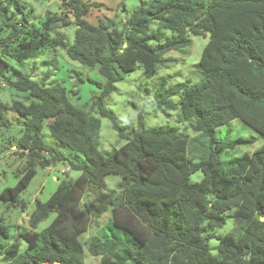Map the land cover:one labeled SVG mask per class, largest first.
Segmentation results:
<instances>
[{
  "label": "trees",
  "instance_id": "trees-1",
  "mask_svg": "<svg viewBox=\"0 0 264 264\" xmlns=\"http://www.w3.org/2000/svg\"><path fill=\"white\" fill-rule=\"evenodd\" d=\"M59 1L62 11H48L37 25L25 15L16 19L12 8L24 9L18 0H0V85L27 99L11 104L0 99V126L8 125L10 112L25 118L24 133L17 141L27 156L17 184L5 188L0 201L7 209L25 212L27 203L20 197L38 167L70 162L45 142V126L67 149L83 155L85 163H68L81 175L62 180L46 202L36 201L29 226L20 228L15 241H10L11 227L0 217V255L6 257L5 264H86L83 237L108 211L111 220L106 227L112 235L103 228L89 247L100 264H264V144L225 164V150L251 141L216 139L217 129L234 120L264 137V0L208 4L149 0L132 13L123 29L112 19L98 25L87 20L101 4ZM72 24L75 41L69 45L63 29ZM191 35L210 36L198 64L202 79L161 95L163 86L158 105L166 112L180 107L181 120L190 122L200 135L191 140L171 126L147 131L143 123L141 131L128 135L104 99L138 65L154 75L173 61L167 54L191 46ZM58 48L105 80L98 84L102 92L92 105H75L62 84L37 83L12 69L8 61L24 63ZM180 94V101L174 102L172 98ZM94 110L110 119L125 140L110 153L99 150L101 120ZM196 172H202L203 179L193 183L190 177ZM109 175L121 176L119 192L102 194L96 203L85 202L86 193L102 187ZM52 215V222L38 231ZM228 217L234 218L236 228L218 237V254L213 255L209 240ZM21 240L27 244L24 251Z\"/></svg>",
  "mask_w": 264,
  "mask_h": 264
},
{
  "label": "rangeland",
  "instance_id": "rangeland-1",
  "mask_svg": "<svg viewBox=\"0 0 264 264\" xmlns=\"http://www.w3.org/2000/svg\"><path fill=\"white\" fill-rule=\"evenodd\" d=\"M99 8L94 7L88 16L89 22L98 25L101 21L112 19L116 22L118 29L124 28V23L132 13L144 2L149 0H85ZM206 4L210 0H200ZM24 7L23 12L15 7L12 11L16 14V19L22 20L25 15L27 19L37 25L46 17L48 11L58 12L61 10L59 0H18ZM157 24L153 25L156 28ZM76 25L72 24L63 29L66 41L72 45L75 41ZM210 36L191 35V46L181 52H171L166 55L173 60L159 68L154 75H148L141 65L128 74H124V79L115 85L114 92L104 99L105 107L115 115L118 123L125 129L128 135H133V131H141V123L147 131L161 127H177L180 132L185 133L192 140L200 134L193 131L190 122L182 121L180 118V107L175 111H165L158 105L159 97L169 89L180 84H195L201 81L202 75L199 71V61L202 52L209 42ZM175 59L178 60L175 62ZM12 69H19L32 80L40 84L60 83L71 97L72 102L77 106L86 103L90 105L94 102V97L99 96L102 90L98 84H104L105 80L98 74L97 70H91L77 61L69 58L65 49L58 48L55 51H46L37 58H32L19 63L13 59H8ZM167 82V83H165ZM164 86L161 95L160 89ZM181 95L173 97L174 102H179ZM162 97V96H161ZM0 99L11 104L14 100L27 101L24 94L13 88L0 85ZM93 115L101 120V131L99 138V150L103 154L112 152L121 147L125 140H122L119 133L113 128L110 119L101 117L97 110ZM8 125L0 126V194L8 187H14L18 182V174L27 163V156L20 151L18 141L23 133L22 123L25 118L10 112L7 115ZM43 138L49 145L62 151L68 161L83 165L85 159L83 155L77 154L65 147L62 143L54 139L48 126L43 130ZM216 139L220 142H230L237 139L249 140L251 142L238 144L233 148L227 149L222 154L224 163L239 157L244 153H253L257 148L264 144V137L241 120H234L217 129ZM202 140L206 141V138ZM208 146V144H206ZM197 151H199L197 149ZM64 163H58L49 167L39 166L37 174L33 178L29 187L22 193L20 199L27 203V210L4 206L0 201V217L11 227V240L15 241L19 236L21 227L29 226V216L35 209L36 201L46 202L58 189L62 180H75L81 175L79 170L72 168ZM203 179L202 172H196L190 180L193 183ZM122 183L121 176L109 175L106 177L102 187L90 189L84 201L96 203L102 194H111L113 190H119L118 185ZM119 192V191H118ZM55 216L42 221L38 226V231L45 229ZM111 220V211L106 212L99 219L92 222L88 232L84 235L85 261L86 264H100V258L93 256L89 252L90 241L97 237L106 228L108 235L113 231L106 227ZM236 223L234 218L228 217L226 224L213 231V237L209 240L210 251L213 255L218 254L220 244L219 236L231 233L235 230ZM116 235L117 233L114 232ZM123 236V235H122ZM27 244L21 240V249L24 251ZM6 257L0 255V264H5Z\"/></svg>",
  "mask_w": 264,
  "mask_h": 264
},
{
  "label": "crops",
  "instance_id": "crops-1",
  "mask_svg": "<svg viewBox=\"0 0 264 264\" xmlns=\"http://www.w3.org/2000/svg\"><path fill=\"white\" fill-rule=\"evenodd\" d=\"M91 14V13H90ZM89 20V18H87Z\"/></svg>",
  "mask_w": 264,
  "mask_h": 264
}]
</instances>
